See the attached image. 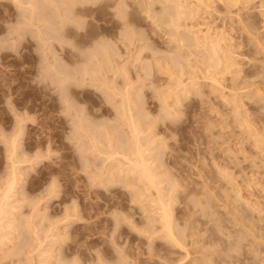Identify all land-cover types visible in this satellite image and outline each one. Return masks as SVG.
<instances>
[{
    "label": "rangeland",
    "instance_id": "obj_1",
    "mask_svg": "<svg viewBox=\"0 0 264 264\" xmlns=\"http://www.w3.org/2000/svg\"><path fill=\"white\" fill-rule=\"evenodd\" d=\"M0 189V264H264V0H0Z\"/></svg>",
    "mask_w": 264,
    "mask_h": 264
},
{
    "label": "bare ground",
    "instance_id": "obj_2",
    "mask_svg": "<svg viewBox=\"0 0 264 264\" xmlns=\"http://www.w3.org/2000/svg\"><path fill=\"white\" fill-rule=\"evenodd\" d=\"M21 2V1H20ZM19 3V2H18ZM184 13V12H183ZM66 16V15H65ZM64 19V18H63ZM65 21V20H64ZM73 21V20H72ZM67 22V21H66ZM50 28V27H49ZM49 34V33H48ZM53 34V33H52ZM126 35V34H125ZM41 36H43L42 35V32H41ZM53 36V35H52ZM129 36V35H128ZM51 39V38H50ZM50 39L48 40V41H50ZM130 39V38H129ZM54 40H55V37H54ZM57 40H59V39H57ZM52 42V41H51ZM44 43H46L45 41H44ZM43 43V44H44ZM49 43V42H48ZM106 43V42H105ZM102 46V45H101ZM105 45H104V49H105ZM101 49L102 48H98V53H100V51H101ZM108 49H109V47H108ZM50 51V50H49ZM215 53H216V51H215ZM103 54V53H102ZM104 54H106V53H104ZM86 55V54H85ZM107 55V54H106ZM48 56V55H47ZM97 57V56H96ZM98 58V57H97ZM55 61V60H54ZM222 61V60H221ZM97 62V61H96ZM109 62V61H108ZM219 63V62H218ZM103 64V63H102ZM51 65V64H50ZM98 65V64H97ZM104 66V65H103ZM52 67V66H51ZM106 68V67H105ZM109 68V67H108ZM85 69V68H84ZM61 70V69H60ZM49 71V70H48ZM56 71V70H55ZM104 71H105V69H104ZM101 72V71H100ZM47 73V72H46ZM73 73V72H72ZM103 72H101V74H102ZM71 74V73H70ZM55 75V74H54ZM94 75V74H93ZM72 76V75H71ZM53 77V76H52ZM59 78H60V76H59ZM73 79V78H72ZM60 80H62V79H60ZM71 80V79H70ZM95 80V79H94ZM63 81V80H62ZM81 81V80H80ZM61 82V81H60ZM107 82V81H106ZM60 84V83H59ZM127 99H128V97H127ZM69 100V99H68ZM128 102V101H127ZM125 104H127V103H125ZM128 105H129V103H128ZM124 107V106H123ZM124 109V108H123ZM133 109V108H132ZM130 112H131V110H130ZM126 114V113H125ZM124 114V115H125ZM128 114V113H127ZM126 114V115H127ZM130 115H131V113H130ZM135 115V114H134ZM125 117H128V116H125ZM134 117V116H133ZM79 118V117H78ZM130 120V119H129ZM129 120H127V121H129ZM135 120V119H134ZM131 121V120H130ZM130 121L128 122V123H130ZM131 122H133V120L131 121ZM136 122V121H135ZM135 122L133 123L134 124V127L132 128V131L131 132H133L134 134L133 135H135V136H137V138H139L140 139V137H138L140 134H141V132H140V134L139 135H137L138 133H139V131H138V129H140V128H136L135 126ZM132 123H131V125H133ZM105 125V124H104ZM138 125L139 124H137V127H138ZM103 127V126H102ZM129 127H130V124H129ZM131 128V127H130ZM136 131H138V133L136 134ZM142 131V130H141ZM147 134V133H146ZM145 134V135H146ZM142 135V134H141ZM149 136H151V134L149 135ZM149 138V137H148ZM151 138V137H150ZM135 139V138H134ZM121 140V139H120ZM139 141V142H138ZM148 141V140H147ZM151 141V140H150ZM13 142V141H12ZM120 142H122V143H124L125 141H123V140H121ZM143 142V141H142ZM149 142V141H148ZM97 143V142H96ZM126 143V142H125ZM124 143V144H125ZM136 143H137V145L135 146V150H134V152H133V154H134V156H131V155H133V154H131V153H129V154H131L130 156H127L126 154H124V157L126 158V161L128 160V163H129V173H130V171H136V172H134V173H137V172H140V174H141V176L142 177H144V178H146L147 179V181L149 182V184H151V186H156V184H158V183H161V182H158V183H156V180H155V174H156V172L154 173L153 172V169H152V167H151V165L149 164V162H148V158H147V156H146V154H145V150H147V149H144V147H142L141 145H140V140H137L136 141ZM147 143V142H146ZM150 143V142H149ZM142 144V143H141ZM13 145V144H12ZM128 145V144H127ZM149 145V144H148ZM96 146V145H95ZM13 147H14V145H13ZM12 147V148H13ZM118 147V146H117ZM14 149V148H13ZM97 149V148H96ZM119 149V148H118ZM134 149V148H133ZM132 149V150H133ZM130 150H131V148H130ZM15 151V150H14ZM148 151V150H147ZM146 151V152H147ZM102 152V151H101ZM127 152V151H126ZM132 152V151H131ZM149 152V151H148ZM123 153V152H122ZM120 154H121V152H120ZM119 154V155H120ZM128 154V155H129ZM82 155V154H81ZM123 155V154H122ZM13 156V155H12ZM111 158V157H110ZM124 158V159H125ZM123 162V161H122ZM152 163V162H151ZM126 164V163H125ZM123 165H124V163H123ZM126 167V166H125ZM125 170V169H124ZM128 170V168L126 169V171ZM155 171V170H154ZM14 172V171H13ZM139 174V173H138ZM17 175V174H16ZM12 177V176H11ZM141 177V178H142ZM159 177V176H158ZM157 179V178H156ZM13 181H15V180H13ZM12 181V182H13ZM147 182V183H148ZM14 183V185L16 184V182H13ZM7 185H9V183H7ZM6 185V186H7ZM160 185V184H159ZM3 186H5V185H3ZM13 186V185H12ZM11 186V183H10V185H9V187H8V189L10 188V187H12ZM148 186V185H147ZM158 186V185H157ZM13 188V187H12ZM154 188V187H153ZM157 188V187H156ZM7 189V188H6ZM5 189V190H6ZM11 189V188H10ZM148 189V188H147ZM1 190V189H0ZM156 190H159L158 188L156 189ZM2 191H3V189H2ZM1 191V192H2ZM7 191V190H6ZM6 191H5V193H6ZM8 191H11V190H8ZM161 191V190H160ZM11 192H13V191H11ZM162 192V191H161ZM160 194V192L158 193V195ZM8 195V194H7ZM157 195V196H158ZM9 196V195H8ZM7 196V197H8ZM154 196V195H153ZM3 197V196H2ZM5 197H6V194H5ZM159 197V196H158ZM165 197V196H164ZM8 200H10V197L9 198H7ZM157 199V198H156ZM5 200H6V198L4 199V197H3V199H2V201L0 202V205H1V203H5ZM160 200V199H159ZM158 200V201H159ZM162 200V199H161ZM157 201V200H156ZM167 201V200H166ZM165 202V201H164ZM164 202H162V203H159V204H161L160 206H161V212H162V219L164 220L163 222V225L166 227V229L168 230V234H171V236L173 235V229H172V219L170 220V218H172L171 216H170V214L171 213H169L168 212V209H169V207L170 206H168V204H167V206H165L166 205V203L164 204ZM170 202V201H169ZM158 203V202H157ZM7 204V203H6ZM3 205V204H2ZM8 206H10L9 204H7ZM8 208V207H7ZM2 209V208H1ZM1 209H0V211H1ZM3 209H4V207H3ZM3 209H2V211H1V219H3V218H5L4 217V215H5V213H7L5 210V212L3 211ZM11 209H13V208H11ZM244 209V208H243ZM11 211V210H10ZM160 212V211H159ZM239 212V211H238ZM8 213H10V212H8ZM14 213V212H13ZM246 213V212H245ZM244 215H246V214H244ZM12 216V215H11ZM3 217V218H2ZM246 217V216H245ZM248 217V216H247ZM2 220H0V222H1ZM170 221H171V223H170ZM252 221V220H251ZM4 222H2V224H3ZM10 223V222H9ZM242 224V223H241ZM5 225V224H4ZM172 225V226H171ZM252 225V224H251ZM250 225V226H251ZM257 225V224H256ZM260 225V224H259ZM0 226H1V224H0ZM245 227V226H244ZM257 227V226H256ZM174 228V227H173ZM243 228V227H242ZM241 228V229H242ZM248 228V227H247ZM0 229H1V227H0ZM165 229V228H164ZM172 229V230H171ZM258 229V228H257ZM263 229V228H262ZM252 231V230H251ZM263 231V230H262ZM233 232V231H232ZM243 232V231H242ZM4 233V232H3ZM234 233V232H233ZM253 233V232H252ZM250 234V233H249ZM248 234V235H249ZM167 235V234H166ZM255 235V234H254ZM170 236V235H169ZM170 236V237H171ZM174 236H175V232H174ZM4 237V236H3ZM236 237V236H235ZM258 237V236H257ZM1 238H2V236H1ZM175 238V237H174ZM184 238V237H183ZM47 239V238H46ZM243 239V238H242ZM255 239V238H254ZM257 239V238H256ZM174 240V239H173ZM244 240V239H243ZM181 241V240H180ZM228 241H229V239H228ZM232 241V240H231ZM230 241V242H231ZM246 241V240H245ZM175 242H176V240H175ZM234 242H241L242 243V241H238L237 239H236V241H234ZM177 243H179L178 241H177ZM238 244H240V243H238ZM41 244H39V246H40ZM233 246V245H232ZM235 246V245H234ZM236 247H237V245H236ZM182 248H184V247H182ZM241 248V247H240ZM239 248V249H240ZM230 249V248H229ZM232 249V248H231ZM40 250V249H39ZM48 251V250H47ZM46 252V251H45ZM51 252V251H50ZM49 252V253H50ZM188 252V251H187ZM42 253H43V250H42ZM240 254V253H239ZM242 254V253H241ZM240 254V255H241ZM47 255V254H46ZM187 255H189V253H187ZM186 255V256H187ZM231 255H233V254H231ZM238 255V254H237ZM42 256V255H41ZM44 256V255H43ZM235 256V255H234ZM46 257V256H45ZM242 257V256H241ZM186 258V257H185ZM231 258V257H230ZM264 258V257H263ZM48 259V258H47ZM236 259V258H235ZM258 260V259H257ZM48 261V260H47ZM236 261V260H235ZM46 262V261H45ZM231 262V261H230ZM49 263V262H48ZM237 263V262H236ZM40 264V263H39ZM46 264V263H45ZM232 264H234V263H232ZM239 264H240V262H239ZM250 264V263H249Z\"/></svg>",
    "mask_w": 264,
    "mask_h": 264
}]
</instances>
